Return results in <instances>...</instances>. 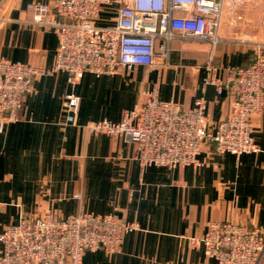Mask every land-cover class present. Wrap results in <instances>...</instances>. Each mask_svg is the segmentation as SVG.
Here are the masks:
<instances>
[{"label":"crops","instance_id":"crops-1","mask_svg":"<svg viewBox=\"0 0 264 264\" xmlns=\"http://www.w3.org/2000/svg\"><path fill=\"white\" fill-rule=\"evenodd\" d=\"M28 1L0 0V57L49 67L57 37L52 29L23 22L31 13ZM115 9L105 8L99 23H113ZM218 35L214 45L174 39L168 64L157 59L154 66L112 75L84 72L74 86L62 72L35 77L19 118L0 123V228L46 207L61 216L83 209L138 224L123 236L119 251L85 250L80 264H219L200 242H190L209 221L264 230V112L252 119L257 150L236 156L205 143L196 167L141 168L133 142L84 127L103 118L118 122L155 82L160 98L186 96L190 105L202 97L211 122L222 119L230 98L214 83H203L204 62L212 55L216 76L224 78L228 65L251 60L254 46L238 40H264V0H224ZM70 91L79 96L75 114L62 106Z\"/></svg>","mask_w":264,"mask_h":264},{"label":"built area","instance_id":"built-area-1","mask_svg":"<svg viewBox=\"0 0 264 264\" xmlns=\"http://www.w3.org/2000/svg\"><path fill=\"white\" fill-rule=\"evenodd\" d=\"M224 0H31L23 22L52 29L57 37L49 67L0 57V123L15 121L35 77L62 72L74 86L84 72L112 75L135 65L168 64L170 42L199 40L214 45ZM115 7L113 23H99L105 8ZM156 39L161 42L156 46ZM255 51L246 64L228 65L224 78L209 55L203 83L230 98L228 110L212 123L202 97L192 104L162 99L157 82L123 112L121 120L106 118L84 124L89 134L106 133L135 144L139 166L196 167L202 146L213 144L217 153L234 155L258 149L253 138V117L264 112V40L239 38ZM79 96L64 94L63 109L78 110ZM75 197L80 198L79 194ZM138 227L111 214L80 209L61 216L46 207L30 219L0 228V264H80L85 250L119 251L123 236ZM203 252L219 264H260L264 258V230L230 220L209 221L202 236Z\"/></svg>","mask_w":264,"mask_h":264}]
</instances>
